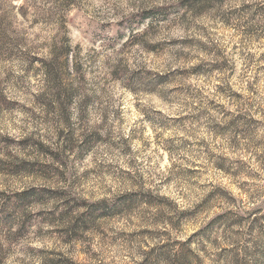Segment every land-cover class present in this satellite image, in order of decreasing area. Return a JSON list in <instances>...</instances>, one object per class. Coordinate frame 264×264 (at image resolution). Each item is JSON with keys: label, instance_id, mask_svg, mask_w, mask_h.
Wrapping results in <instances>:
<instances>
[{"label": "clouds", "instance_id": "clouds-1", "mask_svg": "<svg viewBox=\"0 0 264 264\" xmlns=\"http://www.w3.org/2000/svg\"><path fill=\"white\" fill-rule=\"evenodd\" d=\"M0 264H264V0H0Z\"/></svg>", "mask_w": 264, "mask_h": 264}]
</instances>
